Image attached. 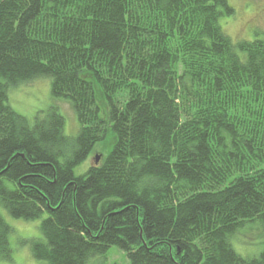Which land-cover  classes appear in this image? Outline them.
I'll list each match as a JSON object with an SVG mask.
<instances>
[{
	"label": "trees",
	"instance_id": "1",
	"mask_svg": "<svg viewBox=\"0 0 264 264\" xmlns=\"http://www.w3.org/2000/svg\"><path fill=\"white\" fill-rule=\"evenodd\" d=\"M228 0H0V205L45 264H264V35ZM50 80L32 120L8 92ZM96 147L102 152L95 163ZM85 172L75 170L91 159ZM259 229L257 256L235 249ZM0 215V262H14ZM119 264V263H114Z\"/></svg>",
	"mask_w": 264,
	"mask_h": 264
},
{
	"label": "rangeland",
	"instance_id": "2",
	"mask_svg": "<svg viewBox=\"0 0 264 264\" xmlns=\"http://www.w3.org/2000/svg\"><path fill=\"white\" fill-rule=\"evenodd\" d=\"M234 9V14L220 20L223 31L234 41H251L264 35V0H228ZM8 102L18 113L32 120L38 111L46 110L51 104L57 105L64 118V133L74 135L78 130L76 116L70 106L64 101H52L50 95V80L46 78L35 79L31 82L12 88L8 92ZM98 147H96L97 149ZM98 148L96 155L102 154ZM94 163L93 156L86 160L75 170L76 174L86 171ZM0 215L14 229L10 237V244L14 249V262L1 261L0 264H45L33 259L29 245L22 244L21 241L39 237V219L22 220L9 216L3 206L0 205ZM259 229L253 227L242 234H237L235 249L245 257L257 256L262 250L259 245ZM128 264L122 250L116 246L108 249L107 253L97 259L93 264Z\"/></svg>",
	"mask_w": 264,
	"mask_h": 264
},
{
	"label": "water",
	"instance_id": "3",
	"mask_svg": "<svg viewBox=\"0 0 264 264\" xmlns=\"http://www.w3.org/2000/svg\"><path fill=\"white\" fill-rule=\"evenodd\" d=\"M100 159V156L99 155H95V163H97Z\"/></svg>",
	"mask_w": 264,
	"mask_h": 264
}]
</instances>
